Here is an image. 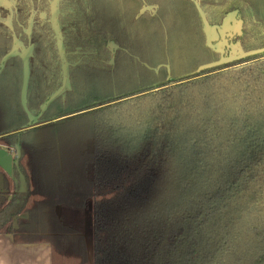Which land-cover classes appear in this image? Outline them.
Segmentation results:
<instances>
[{
  "label": "trees",
  "instance_id": "obj_1",
  "mask_svg": "<svg viewBox=\"0 0 264 264\" xmlns=\"http://www.w3.org/2000/svg\"><path fill=\"white\" fill-rule=\"evenodd\" d=\"M8 1L0 148L28 190L0 167V234L52 264H264V0ZM233 13L221 64L204 22Z\"/></svg>",
  "mask_w": 264,
  "mask_h": 264
},
{
  "label": "rangeland",
  "instance_id": "obj_2",
  "mask_svg": "<svg viewBox=\"0 0 264 264\" xmlns=\"http://www.w3.org/2000/svg\"><path fill=\"white\" fill-rule=\"evenodd\" d=\"M0 3L3 4L4 9L7 12L6 19H8L10 21V25L13 26L15 24L14 20H12L14 19L13 18L14 14L12 10H10L12 9V4L8 0H0ZM16 29H17L16 30L17 37H16L14 48H13L14 49L13 52L18 53L21 56L26 58L29 48L25 47L23 40L25 39V36L30 31V29L24 28V27H18V26L16 27ZM239 30H240V22L236 19L234 13L228 15L224 23L220 26L211 25L209 24L208 21L205 20L204 31L207 36V42L209 45L217 49V51H220V63L221 64L230 63L232 62V60L234 61L240 58L241 56H243L240 48L237 46H231V49L228 52L229 53L228 56L224 55L225 53L224 51L226 47L229 46L228 37L232 35L233 33L238 32ZM11 149H13V153L16 158L17 148L13 147ZM2 174L4 175L3 172ZM11 197L12 196H9V198ZM20 200H21V196L18 197L17 202L18 201L20 202ZM57 211L60 213V207L57 208ZM19 217L25 218L27 217V214L26 213L21 214L19 215ZM91 220H92V213L90 210H88L86 213V234L85 235L89 243V246H91Z\"/></svg>",
  "mask_w": 264,
  "mask_h": 264
},
{
  "label": "crops",
  "instance_id": "obj_3",
  "mask_svg": "<svg viewBox=\"0 0 264 264\" xmlns=\"http://www.w3.org/2000/svg\"><path fill=\"white\" fill-rule=\"evenodd\" d=\"M9 150L13 152V149ZM3 178L0 172V185ZM15 181L19 182L20 189L19 176ZM0 264H52L51 245L46 242L19 243L13 234H0Z\"/></svg>",
  "mask_w": 264,
  "mask_h": 264
},
{
  "label": "water",
  "instance_id": "obj_4",
  "mask_svg": "<svg viewBox=\"0 0 264 264\" xmlns=\"http://www.w3.org/2000/svg\"><path fill=\"white\" fill-rule=\"evenodd\" d=\"M56 24L57 22L55 18V25ZM18 157H19V151L17 152V157L15 158L14 153L11 152L9 149L4 147L0 148V167L9 175L13 174V169L15 167L19 170V181H20L19 191L25 193L28 190V184L25 175L19 169Z\"/></svg>",
  "mask_w": 264,
  "mask_h": 264
},
{
  "label": "flooded vegetation",
  "instance_id": "obj_5",
  "mask_svg": "<svg viewBox=\"0 0 264 264\" xmlns=\"http://www.w3.org/2000/svg\"><path fill=\"white\" fill-rule=\"evenodd\" d=\"M4 3V2H3Z\"/></svg>",
  "mask_w": 264,
  "mask_h": 264
}]
</instances>
